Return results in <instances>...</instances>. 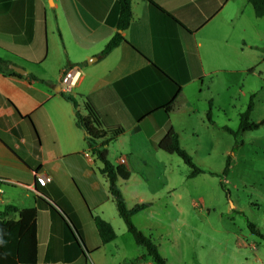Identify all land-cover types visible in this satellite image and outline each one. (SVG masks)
<instances>
[{
	"label": "crops",
	"instance_id": "1",
	"mask_svg": "<svg viewBox=\"0 0 264 264\" xmlns=\"http://www.w3.org/2000/svg\"><path fill=\"white\" fill-rule=\"evenodd\" d=\"M50 1L0 0V66L6 68L0 71V183L12 187L10 193H18L1 197L0 211L7 204L32 208L35 195H42L71 217L67 218L78 227L92 262L109 264L115 259L108 247L118 239L113 224H118L119 215L100 163L91 155L65 95L75 99L82 115L88 100L103 123L124 128L108 145V160L130 173L127 180H117L126 206L127 199L134 205L149 202L134 185L146 181L144 174L148 177L151 171L163 182L166 168L155 145L170 128L175 130L165 129L160 109L168 100L160 88L166 80L150 63L181 83L167 120L172 114L206 116L209 107H201L189 90L201 94L203 78L217 69L203 59L195 39L213 31L227 42L237 27L261 40L258 35L264 24L247 0H131L132 18L121 33L124 41L98 58L117 32L118 0ZM219 27L224 34L217 32ZM11 65L25 74H17ZM72 65L80 67L82 78L65 93L61 76ZM123 140L125 147L119 145ZM38 174L46 175L49 182L38 185ZM94 216L112 226L115 239L101 243ZM35 223L36 264L80 263L82 254L76 256V243L60 219L48 209H39Z\"/></svg>",
	"mask_w": 264,
	"mask_h": 264
},
{
	"label": "rangeland",
	"instance_id": "2",
	"mask_svg": "<svg viewBox=\"0 0 264 264\" xmlns=\"http://www.w3.org/2000/svg\"><path fill=\"white\" fill-rule=\"evenodd\" d=\"M258 20L264 24L263 18ZM209 32L204 39L198 35L195 45L217 70L203 78L201 94L197 89L189 94L205 109L211 101L214 125L203 113L190 118L172 114L165 124V129L178 132L180 146L203 172L188 177L191 169L177 155L158 151L166 168L164 180L151 171L148 177L144 174L146 181L134 185L151 205L133 215L132 222L156 244L166 264H264V240L247 225L251 222L264 234V126L237 135L221 129L237 131L252 94L250 121L264 119V32L258 35L261 41L235 27L227 42ZM217 32L225 33L220 27ZM120 144L126 146L124 140ZM227 158L230 166L223 174ZM0 191L5 192L0 198L18 194L4 184ZM117 219L113 227L118 239L108 247L115 259L109 264H154ZM81 248L79 264H94L89 251Z\"/></svg>",
	"mask_w": 264,
	"mask_h": 264
},
{
	"label": "trees",
	"instance_id": "3",
	"mask_svg": "<svg viewBox=\"0 0 264 264\" xmlns=\"http://www.w3.org/2000/svg\"><path fill=\"white\" fill-rule=\"evenodd\" d=\"M247 2L251 5L255 17L264 19V0H247ZM118 6L119 13L116 22L117 32L106 43L102 51L98 54V58L106 56L112 49L117 47L121 41H124L121 33L127 29L132 18L131 0H118ZM0 63H3V61L0 60ZM150 65L158 76L166 80V84H164L163 87L161 85L160 88H162V92L164 90L167 94L168 100L160 109L164 111V120H167V116L172 111L174 102L181 92V83L173 79L155 64L150 63ZM5 69L0 66L1 72H5ZM8 72L15 74L13 71ZM30 76L34 78L33 75ZM253 98L254 94L250 96L246 109L239 116L237 131H233L227 126H223L221 129L232 135H237L236 133H243L264 126V119L259 122L250 121V114L254 107ZM65 99L70 101L75 109L76 125L83 130L85 141L90 149L91 155L94 157L95 161L100 163L99 171L108 182L109 193L115 203L117 213L124 222L128 232L132 235L135 243L145 249V255L150 257L154 264H166L165 259L158 252L156 244L153 243L150 238L145 236L132 222L133 215L148 208L151 203L140 202L131 208H128L121 191L118 188L117 180L119 178L127 180L130 173L124 166H115L108 160L107 147L118 136L123 134L124 128L121 126H108L103 123L97 110L88 100L85 102L86 114L82 115L76 109L77 104L74 98L65 95ZM211 106L212 103L209 102L206 120L209 124L214 125L211 116ZM236 144L239 143L236 142ZM155 147L168 154L177 155L191 169L188 177H195L203 172V170L193 164L190 156L180 146L178 133L172 128H170L156 143ZM229 166L230 159L227 158L223 174L226 173ZM221 186H224L223 183H221ZM39 209H48L54 217H57L64 223L70 233V237L73 238L76 243V256L83 254L77 238L65 222L63 216L42 195L37 194L35 195V206L32 208L19 209L16 206L7 204L0 211V264L37 263V230L35 218ZM63 212L66 214L64 210ZM67 217L71 218L68 215ZM93 222L102 244L115 239L116 233L108 222L98 216L93 217ZM73 225L78 237H81L78 227L74 223ZM247 225L252 234L264 240V234H262L254 224L248 222Z\"/></svg>",
	"mask_w": 264,
	"mask_h": 264
},
{
	"label": "built area",
	"instance_id": "4",
	"mask_svg": "<svg viewBox=\"0 0 264 264\" xmlns=\"http://www.w3.org/2000/svg\"><path fill=\"white\" fill-rule=\"evenodd\" d=\"M82 73L77 65L68 66L61 76V90L63 92H69L72 88L78 85L81 81ZM49 178L44 174H38L36 176V183L40 186H44L49 182Z\"/></svg>",
	"mask_w": 264,
	"mask_h": 264
},
{
	"label": "water",
	"instance_id": "5",
	"mask_svg": "<svg viewBox=\"0 0 264 264\" xmlns=\"http://www.w3.org/2000/svg\"><path fill=\"white\" fill-rule=\"evenodd\" d=\"M50 3H51V1H50ZM94 59H95V58H94ZM9 68L12 69V70H13L14 72H16L17 74H20V75H24V74H25V71H24L23 69L19 68V67H16V66H12V65H11V66H9ZM52 206H53L58 212H60V213L62 214V216L64 217V219L66 220V222H67L68 225L70 226L72 232L74 233L75 237L77 238V240H78L80 246H83L81 240L79 239V237H78V235H77V232H76L75 228L73 227V225L71 224V222L69 221V219H68V218H67V217L61 212V210H60L57 206H55V205H53V204H52Z\"/></svg>",
	"mask_w": 264,
	"mask_h": 264
}]
</instances>
